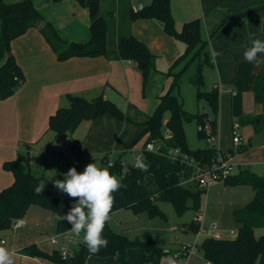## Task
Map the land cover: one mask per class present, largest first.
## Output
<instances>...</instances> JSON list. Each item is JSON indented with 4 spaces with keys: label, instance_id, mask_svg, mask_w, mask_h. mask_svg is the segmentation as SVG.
Here are the masks:
<instances>
[{
    "label": "crops",
    "instance_id": "0c3cea01",
    "mask_svg": "<svg viewBox=\"0 0 264 264\" xmlns=\"http://www.w3.org/2000/svg\"><path fill=\"white\" fill-rule=\"evenodd\" d=\"M150 1L100 0V14L106 18L108 25L107 54L59 60L39 27L48 21L65 40L88 41L91 37L89 9L78 0H34L43 16V22L12 42V50L23 69L25 81L14 95L0 100V189L11 185L14 180L12 172L4 168V163L16 159L20 152H25V143H33L30 150L31 170L54 183L56 180H64V174L69 170L65 163L75 167L78 173H82L90 163H95L102 169L107 168L110 172L109 162L120 159L123 164H129L132 160H125V156L128 153L133 156V150L144 147L147 140V134H142L144 123L154 113L159 97L170 90L173 75L190 66L193 61L188 62L195 52L183 58L187 44L168 34L161 20L131 18L132 10H139ZM170 2L178 31L187 21H201L203 38L207 41L213 60L211 65H207L209 89L219 90V149L231 151L236 174L249 170L261 175V171H264V130L257 132L255 125L260 123V119L256 117L264 110L263 105L254 99L253 86L263 64L257 67L254 63H249L244 58V52L251 47L252 39L264 41V0ZM131 36L144 41L155 55V66L145 85L138 63L123 59L118 51V44ZM258 59H264V54L259 55ZM195 60L198 61L199 58ZM174 92L181 94L184 104L181 84ZM69 94L82 95L88 99L102 94L116 102L129 121L125 122L105 113L94 122L84 120L72 135L57 136L49 129V119L59 107L69 105ZM203 109L198 113L206 112L212 116L208 105ZM168 117L169 114L167 119ZM236 121L240 123L242 136L239 146L235 145L232 134V126ZM190 129L192 132L193 129ZM185 130L189 134L188 129ZM197 132L199 135V124ZM170 133L167 128L165 135ZM74 146L83 147L86 152L73 156L69 150ZM75 160L78 163L75 164ZM236 174L232 176L235 177ZM246 188L249 187L227 182L209 186L205 191V210L208 212L211 207L219 208L221 204L224 205L229 190H234V194H230L226 202L232 207L231 210L244 207L255 195L253 188L252 191ZM220 196L222 199H219ZM70 210L71 208L66 210V215ZM220 210L226 211L225 208H219ZM128 211L132 212L130 209H120L111 213L110 217ZM56 216L57 213L52 210L31 205L23 217L24 225L13 226L1 233L0 246L16 250L14 264H69L33 256L25 250L32 244L47 253L58 250V245L52 240L58 233ZM219 217L221 219L222 215H218ZM197 222L202 226L198 232L184 227L186 232L195 233V240L190 243L195 242L198 249L196 253L187 256L177 253L190 243H182L176 248L160 244L163 239L161 230L152 226L155 225L153 220L147 222L151 226L138 229L135 239L156 241L168 252L160 258L158 264H166V257L169 256L177 259L179 264H204L207 259L199 250L198 238L202 234L213 237L216 230L205 226L201 220ZM109 224L115 231L124 232L131 238L127 227L121 224L115 226L110 219ZM172 229H176V226H172ZM217 230L220 231L218 224ZM81 241L77 246L76 241L72 244L73 251L80 247ZM87 264L122 263L112 256H90Z\"/></svg>",
    "mask_w": 264,
    "mask_h": 264
},
{
    "label": "trees",
    "instance_id": "16d2710c",
    "mask_svg": "<svg viewBox=\"0 0 264 264\" xmlns=\"http://www.w3.org/2000/svg\"><path fill=\"white\" fill-rule=\"evenodd\" d=\"M78 1L89 9L91 37L88 41H67L48 21L39 27L41 34L59 60L107 54L108 25L106 18L100 14V0ZM131 18L161 20L168 34L187 44L183 58L195 51L188 62L199 58L197 74L192 78V82L197 88V98L206 100L212 116L206 112L197 114L186 112L181 94L174 92L175 88L180 87L184 69L174 74L170 90L159 97L154 113L144 123L145 128L142 134H147L146 142L154 141L158 147L157 152L144 151L143 162L147 165V171L130 166L128 171L123 173V163L120 159L110 166V174L119 176L122 184L118 191L112 193L114 199L110 214L120 209H130L135 214L147 212L151 216L165 217L164 211L158 204L160 200L170 201L179 213L189 206L197 213L201 208V196L206 189L190 180L195 172L192 164L172 158L168 152L178 147L190 159L201 165L210 164L217 156V150L208 145L204 148L190 149L185 130V122L192 119H196L198 124L209 121L216 131L218 127L219 90L218 88L205 89L204 67L211 65L213 60L207 48V41L203 38L201 21L199 19L187 21L178 31L170 0H151L141 9L132 10ZM43 20L34 0H0V100L14 95L25 81L23 69L12 50L13 40L30 28L38 26ZM118 51L123 59L138 63L145 85L155 66V55L146 43L131 36L118 44ZM253 93L255 101L261 103L264 110V64L255 78ZM68 98L69 105L59 107L49 119V129L57 136L72 135L81 122L84 120L94 122L105 113L125 122L129 121L124 110L102 94L91 99L82 95L69 94ZM166 112L169 113L166 127L169 128L170 135H165L163 132V117ZM256 118L260 119V123L255 125V129L261 132L264 130V112ZM199 136L205 139L201 131ZM32 144L25 143V152H20L16 159L7 161L3 165L6 170L12 172L14 180L11 185L0 189V240L1 233L12 228L17 219L23 218L31 205H39L56 212L57 215L66 216V210L72 208L78 200L59 190L46 176L37 175L31 170ZM220 151L224 154L228 153ZM41 182L46 186L43 192L38 194L34 189ZM225 182L231 185H250L255 192L254 198L244 207L234 211L239 223L236 237L223 239L206 237L199 245V250L213 264H264V234L256 236L257 229H264V175L243 170ZM70 225L67 220L58 221V232L66 230ZM187 229L198 232L200 224L192 221L187 225ZM102 236L108 241V245L96 254L89 253L83 239L73 255L66 258L59 250L47 253L35 244L28 246L25 250L33 256L69 264H87L90 256H112L122 264H158L160 258L168 253L156 241L131 239L124 232L115 231L109 221L105 224Z\"/></svg>",
    "mask_w": 264,
    "mask_h": 264
},
{
    "label": "rangeland",
    "instance_id": "374dc122",
    "mask_svg": "<svg viewBox=\"0 0 264 264\" xmlns=\"http://www.w3.org/2000/svg\"><path fill=\"white\" fill-rule=\"evenodd\" d=\"M197 66L198 61L194 60L190 66L186 68L182 75L181 79V89L182 93L184 95V108L188 114H197L198 111H204V107L207 106V102L205 99H198L197 98V88L195 84L192 82V78L197 74ZM208 70V66L205 65L204 67V75H205V89H209V83L208 79L206 77ZM168 112L164 114L163 117V132L166 133V120L168 116ZM185 128L188 129L189 134L187 133V140H188V147L190 149H197V148H204L206 147L207 141H205L204 138H201L198 135L197 128H198V122L196 119L188 120L185 122ZM190 128L193 129L192 132H190ZM133 158L131 153H128L125 156V160L131 161ZM78 160L80 161V157H78ZM66 167L68 169L72 168L69 164H66ZM72 166V165H71ZM261 175H264V171H261ZM236 173L234 172L233 175ZM238 174H236L237 176ZM119 181L120 177L115 176ZM235 185H244V184H235ZM252 191V187L250 185H244ZM236 189V188H233ZM234 190H229L227 192V199L224 201V205L221 204L219 208H225V210H220L218 207H211V209L207 212L204 207L205 202V193L201 196V203L202 208L197 213L195 210L189 206L186 208L182 213L177 212L174 205L170 201L166 200H160L158 201V204L160 208L164 211L165 217L161 216H151L147 212H141L139 214H135L133 212H119L110 217V221L113 225L118 226L117 224H121L124 227H127V232L130 234L131 238L135 239L137 236L138 229L147 228L151 225L147 224V222L152 221L155 223L157 229H160V234L162 235V243H160L163 246H168L171 248H176L177 246H180L182 243H190L195 240V233L192 231L186 232L184 230V227H186L189 223L192 221H202L203 224L207 227H212L215 223L218 224V229L226 236V238H232L235 237L238 233L239 226L238 221L235 218L234 211L231 210L232 207L230 205L226 204L227 200L229 199L228 196L233 195ZM219 199H222L221 196ZM252 200V199H251ZM223 201V200H221ZM218 215H222L221 219L218 218ZM137 216V218L135 217ZM138 216H142L144 218H138ZM172 226H176V229H172ZM229 230H234L235 234H229ZM264 234V229H257L256 230V236H260ZM84 236V235H82ZM78 237L76 239V246L79 240L81 241L83 237ZM207 235H200L198 238L199 245L203 242V240L206 238ZM159 244V243H158Z\"/></svg>",
    "mask_w": 264,
    "mask_h": 264
},
{
    "label": "clouds",
    "instance_id": "9594fccd",
    "mask_svg": "<svg viewBox=\"0 0 264 264\" xmlns=\"http://www.w3.org/2000/svg\"><path fill=\"white\" fill-rule=\"evenodd\" d=\"M254 36V34H251ZM264 54V41L252 39V45L244 52V58L249 63L259 67L264 64V59L258 56ZM149 150L153 146L149 145ZM134 167L147 171V165L137 157ZM64 180H56L55 186L72 198H78L75 205L66 216L57 215V221L67 220L73 225L71 232L79 235L84 232L83 240L90 254H96L101 248L107 247L108 241L103 238L102 233L106 222L110 219V211L113 205L112 193L118 191L122 184L107 168H100L95 163L86 166L82 173H78L75 167L68 170ZM45 184L41 182L34 189L36 193H42ZM16 250H9L0 246V264H14ZM119 255L118 253L116 254ZM166 264H179L178 260L166 257Z\"/></svg>",
    "mask_w": 264,
    "mask_h": 264
},
{
    "label": "built area",
    "instance_id": "2783aa9c",
    "mask_svg": "<svg viewBox=\"0 0 264 264\" xmlns=\"http://www.w3.org/2000/svg\"><path fill=\"white\" fill-rule=\"evenodd\" d=\"M199 131L203 132L205 135V139L207 144L211 148H215L217 150V156L212 160V162L208 165L197 164L193 159H190L189 156L183 152L180 148H172L169 150L168 155L175 159H181L183 161H188L195 168V172L190 179L191 181H195L200 187L207 189L209 186L219 183L225 182L228 178L233 175L235 164L231 161V153L224 154L220 151L217 141H218V133L211 125L209 121H206L204 124H199ZM232 134L233 141L236 146H239L242 142V136L240 134V123L238 121L233 123L232 126ZM149 145L153 146V150H149ZM144 151H158V147L156 146L154 141H148L144 144L142 149L133 150V158L129 164H123L122 172L125 173L128 171L130 166L134 167V161L137 157L144 160ZM71 155L76 154H84L86 149L79 146H74L69 150ZM74 163H78V161H74ZM114 162H109V165L112 166ZM25 224V220L23 218L17 219L13 226L20 227ZM73 225L71 224L69 228L63 230L61 232L56 233L52 240L58 245V250L61 255L66 258L73 255L74 251L72 250V244L75 243L78 237H81L84 232L82 231L79 235L75 232H71ZM200 224V230H201ZM212 229L216 230L213 234V237L217 239L226 238V236L217 230V224L212 225ZM233 230L229 231V234H234ZM198 251L197 244L190 243L184 245L182 249L177 253V255H190L194 254ZM204 264H213L211 261L206 260Z\"/></svg>",
    "mask_w": 264,
    "mask_h": 264
}]
</instances>
